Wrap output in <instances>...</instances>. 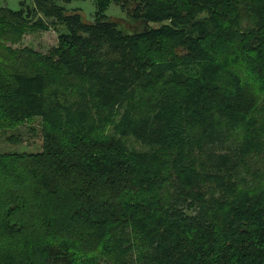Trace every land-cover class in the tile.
Masks as SVG:
<instances>
[{
	"label": "trees",
	"instance_id": "trees-1",
	"mask_svg": "<svg viewBox=\"0 0 264 264\" xmlns=\"http://www.w3.org/2000/svg\"><path fill=\"white\" fill-rule=\"evenodd\" d=\"M58 1L0 0V130L43 136L0 153V264H264V0Z\"/></svg>",
	"mask_w": 264,
	"mask_h": 264
},
{
	"label": "rangeland",
	"instance_id": "rangeland-1",
	"mask_svg": "<svg viewBox=\"0 0 264 264\" xmlns=\"http://www.w3.org/2000/svg\"><path fill=\"white\" fill-rule=\"evenodd\" d=\"M20 1L21 0H4L2 6H5L11 10H19L21 6ZM31 1L32 0H26V3L31 4ZM58 3L65 7L68 11L76 10L79 12L82 20L85 22L92 21L96 12V7L92 0H70L69 2L58 1ZM132 6V4H129L125 10H122L119 6L110 4L105 13L111 17L112 20L116 21L120 28L127 32L141 31L146 25H153L131 19L129 14L131 12L130 9ZM56 43L57 34L53 30L50 29L48 31H44L30 29L24 34V37L19 43L13 44L12 46L15 48H32L36 51L45 52ZM249 95L250 97H253V94L251 95L250 93ZM235 101L236 99L234 98L231 99L230 102L234 103ZM219 102L220 99H215V103H217V105ZM221 105L224 106L225 104H222L221 102ZM259 107L260 109H257V111L254 112L255 117L257 116L258 118L263 116L264 113V111H262L263 105H259ZM108 134L116 137V134L113 131V126L109 128ZM10 136H14L15 138L18 137V142H13L11 139H9ZM121 141H124L128 151L143 152L146 149L140 143L130 137L122 138ZM42 148L43 136L41 121L39 118H35L31 122L26 121L17 128H8L3 131L0 130V153H40Z\"/></svg>",
	"mask_w": 264,
	"mask_h": 264
},
{
	"label": "water",
	"instance_id": "water-1",
	"mask_svg": "<svg viewBox=\"0 0 264 264\" xmlns=\"http://www.w3.org/2000/svg\"><path fill=\"white\" fill-rule=\"evenodd\" d=\"M145 23L147 24V23H148V21H145Z\"/></svg>",
	"mask_w": 264,
	"mask_h": 264
}]
</instances>
